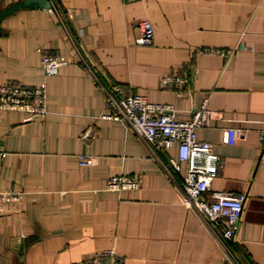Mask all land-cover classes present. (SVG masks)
<instances>
[{
  "label": "crops",
  "instance_id": "1",
  "mask_svg": "<svg viewBox=\"0 0 264 264\" xmlns=\"http://www.w3.org/2000/svg\"><path fill=\"white\" fill-rule=\"evenodd\" d=\"M20 1L0 0V10ZM58 1L70 8L65 22L42 7L0 19V83L47 80L50 109L28 118L0 107V187L22 192L20 208L0 214V264H78L110 247L126 264H225L218 238L182 200L187 164L174 178L166 168L176 148L153 150L102 116V84L113 83L174 104L180 117L208 98L217 119L198 134L221 158L211 187L247 194L236 251L243 264H264V0ZM145 19L155 26L150 45L136 41ZM45 52L66 61L51 76ZM174 71L190 78L185 88L162 82ZM227 127L234 143L223 140ZM119 173L140 175V187L107 188Z\"/></svg>",
  "mask_w": 264,
  "mask_h": 264
},
{
  "label": "built area",
  "instance_id": "2",
  "mask_svg": "<svg viewBox=\"0 0 264 264\" xmlns=\"http://www.w3.org/2000/svg\"><path fill=\"white\" fill-rule=\"evenodd\" d=\"M51 10L62 17L65 22L67 12L58 0H51ZM140 34L138 44L150 45L154 42L155 26L152 20L139 22ZM217 52L231 56L233 49L202 48L201 51ZM43 63L46 76L56 74L66 61L57 54L45 52ZM97 76V75H96ZM99 79V77L97 76ZM162 82L166 85H176L185 88L190 83L186 74L177 71L166 74ZM106 97L105 118L121 121L133 129L153 150L170 151L176 148V153L169 157L166 166L170 175L182 170L184 163L187 168L183 173V181L177 183L184 204L201 216L211 232L220 241L225 252V264L236 262L243 264L236 251L235 238L240 227L247 194L223 189H212L211 183L220 171L221 158L214 151V143L199 138L198 131L211 127L217 119V113L209 106L206 98L200 107L192 110L188 117H180L176 107L171 103L151 101L145 94L135 91L129 84H102ZM179 92H183L179 89ZM0 107L5 110H20L28 118L46 117L50 113L48 105L47 80L37 85L7 81L0 83ZM91 130L85 132L89 136ZM236 128L224 129L223 140L234 143ZM264 141V132H262ZM7 150L0 142V163ZM80 162L91 165L94 159L91 155L80 154ZM141 176L119 173L108 179L107 188L126 189L139 188ZM22 201V192L0 187V214L6 210H18ZM127 258L116 248L110 247L97 250L78 264H126Z\"/></svg>",
  "mask_w": 264,
  "mask_h": 264
},
{
  "label": "water",
  "instance_id": "3",
  "mask_svg": "<svg viewBox=\"0 0 264 264\" xmlns=\"http://www.w3.org/2000/svg\"><path fill=\"white\" fill-rule=\"evenodd\" d=\"M35 7H42V8L50 9L52 7V2L51 0H22L18 2L17 4L10 6L7 9L0 10V19L6 14H9L15 11L16 9L35 8ZM0 32H1V28H0Z\"/></svg>",
  "mask_w": 264,
  "mask_h": 264
}]
</instances>
